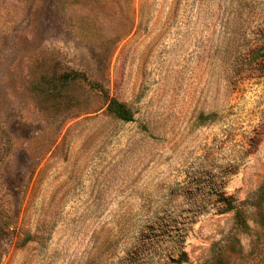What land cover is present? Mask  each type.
I'll return each instance as SVG.
<instances>
[{
  "label": "rangeland",
  "instance_id": "1",
  "mask_svg": "<svg viewBox=\"0 0 264 264\" xmlns=\"http://www.w3.org/2000/svg\"><path fill=\"white\" fill-rule=\"evenodd\" d=\"M263 184L264 0H0V264H264Z\"/></svg>",
  "mask_w": 264,
  "mask_h": 264
},
{
  "label": "trees",
  "instance_id": "2",
  "mask_svg": "<svg viewBox=\"0 0 264 264\" xmlns=\"http://www.w3.org/2000/svg\"><path fill=\"white\" fill-rule=\"evenodd\" d=\"M74 75L77 76L76 72H74ZM106 112L107 114L113 116L115 119L124 123L131 122L133 119V114L130 108L114 98L109 99L106 106ZM258 191L259 193H264V184L259 188ZM218 197L219 202L225 205V209L222 213L234 211V220L236 224L243 225L244 221L242 220L241 212L234 205L233 200L230 197H225L222 194L218 195ZM174 231L172 232L174 234L171 237L173 239V242H171V247H173L172 255L170 256L171 262L174 264H188L189 261L187 253L182 248L180 236L177 235ZM0 233H4V230L0 229ZM152 247H154V249H159L157 242L153 243ZM175 255L178 257L177 259L173 258V256ZM146 260L147 258L144 254H141L140 251H136L135 253L133 252V254H127V257L125 259H121L118 264H147Z\"/></svg>",
  "mask_w": 264,
  "mask_h": 264
}]
</instances>
